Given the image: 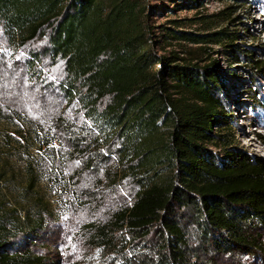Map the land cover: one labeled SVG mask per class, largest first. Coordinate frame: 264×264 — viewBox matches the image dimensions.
<instances>
[{"label":"trees","instance_id":"trees-1","mask_svg":"<svg viewBox=\"0 0 264 264\" xmlns=\"http://www.w3.org/2000/svg\"><path fill=\"white\" fill-rule=\"evenodd\" d=\"M148 10L146 0H0V24L20 46L47 37L43 51L31 53L28 73L37 75L41 54L64 61L62 95L96 120L97 141L115 153L117 179L129 177L138 188L107 222L92 224L95 244L111 251L107 264H225L232 252L263 262L264 160L237 153L212 133L229 124L222 119V69L158 56ZM16 115L0 108L4 120L38 121ZM76 130L84 132L66 119L45 134L68 135L84 156L91 145L76 141ZM218 140L221 159L205 147ZM34 186L31 177L27 187ZM4 203L0 197V264H26L28 255L1 251L9 232ZM46 210L30 218L28 231L41 229ZM118 233L127 244L115 248Z\"/></svg>","mask_w":264,"mask_h":264},{"label":"rangeland","instance_id":"rangeland-1","mask_svg":"<svg viewBox=\"0 0 264 264\" xmlns=\"http://www.w3.org/2000/svg\"><path fill=\"white\" fill-rule=\"evenodd\" d=\"M146 1L158 56L222 69V119L229 124L214 125L212 133L230 141L237 153L264 160V0H198L194 7L184 0ZM46 42L41 36L17 45L0 24V108L6 117L38 120L35 124L20 118L17 123L0 116V197L9 211L4 221L8 244L1 251L28 255L25 262L39 259L26 264H107L111 251L95 244L92 224L107 222L114 211L132 202L138 188L129 177L117 179L115 153L100 146L105 139L97 141L96 120L84 117L78 105L62 95L58 86L65 76L64 61L41 54L35 61L37 75L28 73L31 53L43 51ZM66 119L84 131L76 130V141L91 145L84 156L74 153L68 135L45 134ZM219 143L205 147L221 159ZM31 177L35 186L28 188ZM42 209L47 210L41 229L28 231L27 222ZM116 235L115 248L126 246L121 234ZM259 260L232 252L225 264H264Z\"/></svg>","mask_w":264,"mask_h":264}]
</instances>
